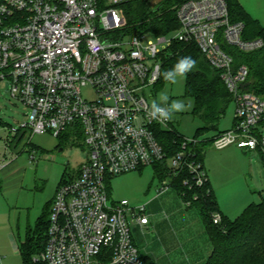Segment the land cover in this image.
Listing matches in <instances>:
<instances>
[{"label":"built area","instance_id":"obj_1","mask_svg":"<svg viewBox=\"0 0 264 264\" xmlns=\"http://www.w3.org/2000/svg\"><path fill=\"white\" fill-rule=\"evenodd\" d=\"M137 0H0V81L29 110L10 138L69 131L85 138L91 155L78 174L56 191L49 215L47 243L33 256L42 264H145L133 241L132 226L150 224L145 204L110 199L113 177L166 165L169 177L159 194L183 185L201 189L209 182L197 145L184 139L183 150L169 156L160 131L173 132L172 119L150 120L148 91L161 77L162 60L174 42L194 44L221 78L236 106L231 130L214 136L210 146H231L264 154V99L243 91L249 69L235 66L219 39L243 53L264 47L261 38L246 40L243 23H232L225 0H187L174 6L180 31L174 38L133 30L120 11ZM162 46V47H161ZM95 98L88 100L84 90ZM31 158L35 159L31 154ZM210 191H208L209 193ZM185 207L192 200L181 196ZM215 224L222 221L217 213Z\"/></svg>","mask_w":264,"mask_h":264},{"label":"rangeland","instance_id":"obj_2","mask_svg":"<svg viewBox=\"0 0 264 264\" xmlns=\"http://www.w3.org/2000/svg\"><path fill=\"white\" fill-rule=\"evenodd\" d=\"M160 1L151 2L156 6ZM260 1L264 4V0H250L249 5L253 13L261 17L264 24V5L260 8ZM120 14L127 24L126 12L120 11ZM179 31L180 27L167 37L174 38ZM149 37L156 40L154 33ZM185 86L186 79L183 78L174 85L167 84L158 90L150 89L148 96L152 94L154 98L149 99V103L151 104L154 99L158 101L162 93L169 96V103L171 100L184 101L186 110L174 115L172 128L182 138L193 139L203 124L193 116L194 101L185 97ZM84 96L88 100L95 98L89 89L84 90ZM235 111L236 106L232 102L226 116L219 124V130L232 128ZM28 113L29 110L24 104L13 98L6 91L5 84L0 81V136H4V129L7 134L11 129H21L29 121ZM260 130L262 133L258 132V137L264 136V122L260 125ZM213 134L215 133H207L200 139L213 137ZM25 136L24 142L28 140L27 135ZM63 136L58 139L51 134L34 135L26 150L15 157L14 173L4 180V186L2 185L0 190V255L7 258L5 264H23L18 255V245L24 241L28 231L36 227L57 188L63 182L74 178L82 164L90 158L91 152L83 136L69 131ZM233 148L238 149L236 146H231L225 151L210 146L207 150L209 160H206V168L212 171V177L217 185L235 190L234 201L230 196L222 201L224 211H227L231 220L240 216L249 205L259 203L260 194L264 192L263 153L255 151L258 153L244 154L246 156L244 157L238 153L227 152ZM31 154L34 155V160L31 159ZM162 183L163 181L156 177L154 169L150 166L141 172L113 177L109 181L110 199L114 201L126 199L132 204H137L144 198L149 187H152L149 194L151 197L154 194L153 187L160 188ZM5 187L8 188L7 191ZM15 187L16 190L13 189ZM175 191L171 188L168 194L174 196ZM166 195L167 193L164 196ZM164 200L169 199L165 197ZM140 256L143 258L142 255Z\"/></svg>","mask_w":264,"mask_h":264},{"label":"trees","instance_id":"obj_3","mask_svg":"<svg viewBox=\"0 0 264 264\" xmlns=\"http://www.w3.org/2000/svg\"><path fill=\"white\" fill-rule=\"evenodd\" d=\"M151 1L137 0L127 5V20L133 30L150 31L159 36L168 35L180 27L173 8L187 0H161L156 6H153ZM225 1L231 22L244 24V39L261 38L264 41V25L248 13L239 0ZM219 42L222 49L232 56L235 66L245 65L249 69L247 81L242 86L243 91L264 99V47L252 53H243L237 48L228 46L222 38ZM183 56H191L196 60L195 68L185 78V97L194 101L193 116L203 124L194 139H200L201 136L211 132L219 135L223 133L219 131V124L226 116L233 97L227 90L221 73L206 61L196 45L178 42L172 44L170 52L163 57L161 77L155 88L158 90L169 84L164 81L162 74L172 68ZM63 137L62 135L59 139ZM158 137L169 156L183 150L185 140L177 132L160 131ZM212 138L205 139V142L202 141L196 147L202 162H204V148L210 145ZM153 169L156 177L162 181L170 175L166 165L153 166ZM186 177L188 172L184 171L173 180L172 186L185 200H192L194 195L198 196L192 207H196L202 215L212 246V253L206 264H264V192L260 194L259 203L249 205L240 216L231 220L221 214L209 182L204 188L189 190L183 185ZM52 202L53 200L47 204L45 213L36 227L28 231L24 241L19 245L23 264H36L32 261L33 256L45 248ZM217 213L222 216L219 224H215L213 219ZM142 259L148 264L144 258ZM100 264L108 263L102 260Z\"/></svg>","mask_w":264,"mask_h":264},{"label":"crops","instance_id":"obj_4","mask_svg":"<svg viewBox=\"0 0 264 264\" xmlns=\"http://www.w3.org/2000/svg\"><path fill=\"white\" fill-rule=\"evenodd\" d=\"M239 1L254 19L264 25L261 21V17H258L253 13L254 11L249 5V3H251L250 0ZM262 5L264 4L260 1V8ZM234 124L235 118L232 128L234 127ZM228 130L219 131L225 132ZM258 132L262 133L260 127ZM213 133H215L213 134V137L217 135L216 132ZM24 138L26 137L19 136L17 138H10L6 129H4V136H0V190L2 189V185L4 186V180L14 173L13 166L16 163L15 157L22 154L27 146L30 145L28 140L25 142L23 141ZM207 138H212V136ZM209 147L210 145H207L204 148L203 160L205 167H207L206 160H209L207 153ZM229 148L230 147L224 150L226 151ZM227 152L238 153L244 157H246L244 154L250 155L258 153L239 148H233ZM206 170L219 210L223 216L229 218L227 211H224L225 208L222 206V201L228 199V196L234 201L235 190L219 187L212 177V171L207 168ZM151 188L152 187H149L141 202H137V204L134 203V205L145 204L150 219V224L147 227H142L137 223L132 226L133 241L137 246L140 255H142L148 264H206L212 253V246L199 210L196 207H185L183 200L176 191L177 196L168 194L171 189H169L166 192L167 195L164 196L166 193H162V195L158 193L159 186L155 188L153 187L154 194L150 197L149 194ZM13 189L16 190V187ZM7 190L8 188L5 187V191ZM162 197H168L169 200L163 201ZM18 255L20 256L19 245ZM6 260L7 258L5 256L0 255V264H5Z\"/></svg>","mask_w":264,"mask_h":264},{"label":"clouds","instance_id":"obj_5","mask_svg":"<svg viewBox=\"0 0 264 264\" xmlns=\"http://www.w3.org/2000/svg\"><path fill=\"white\" fill-rule=\"evenodd\" d=\"M195 66L196 60L191 56L180 57L172 68L163 72V79L174 85L178 80L186 78ZM158 101L154 99L148 106L147 116L150 120L161 124L171 120L176 113L185 111L187 107L182 100H171L169 103V96L165 93L159 96Z\"/></svg>","mask_w":264,"mask_h":264}]
</instances>
